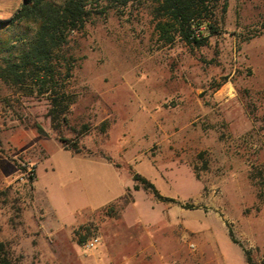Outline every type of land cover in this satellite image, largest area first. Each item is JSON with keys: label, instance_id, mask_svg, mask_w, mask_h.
Wrapping results in <instances>:
<instances>
[{"label": "rangeland", "instance_id": "374dc122", "mask_svg": "<svg viewBox=\"0 0 264 264\" xmlns=\"http://www.w3.org/2000/svg\"><path fill=\"white\" fill-rule=\"evenodd\" d=\"M26 1L0 0V21ZM155 7L94 9L68 38L60 131L45 98L0 81V243L14 264H145L149 234L166 264H202L206 236L225 245L229 230L264 262V0H229L222 34L194 50L159 41ZM135 174L173 201L134 190Z\"/></svg>", "mask_w": 264, "mask_h": 264}, {"label": "trees", "instance_id": "16d2710c", "mask_svg": "<svg viewBox=\"0 0 264 264\" xmlns=\"http://www.w3.org/2000/svg\"><path fill=\"white\" fill-rule=\"evenodd\" d=\"M143 0H65L57 5L51 0H28L9 21H0V81L14 90L34 95L37 93L49 102L47 117L53 129L60 131L68 124V113L73 102L61 81L63 72L70 67L60 65L68 38L81 32L90 20L93 10L104 14L107 9L123 10ZM229 0H154L156 32L166 45L180 42L190 49L208 45L210 39L220 36V17L227 10ZM106 3V7H102ZM18 30V31H17ZM22 30V33H18ZM107 123L102 125L106 132ZM40 128V127H39ZM87 131L88 128L84 127ZM41 130V129H40ZM83 135V133H79ZM66 151L82 153L77 142L60 137ZM134 190L142 188L159 201L172 202L162 197L155 186L139 174H135ZM113 212L114 207L109 208ZM233 243L240 245L229 230ZM86 237H79L85 244ZM244 251L246 264L256 263L251 253ZM0 264H14L7 245L0 243ZM260 264H264L260 263Z\"/></svg>", "mask_w": 264, "mask_h": 264}, {"label": "crops", "instance_id": "0c3cea01", "mask_svg": "<svg viewBox=\"0 0 264 264\" xmlns=\"http://www.w3.org/2000/svg\"><path fill=\"white\" fill-rule=\"evenodd\" d=\"M227 235L229 237V231ZM206 237L208 239L206 238L203 242L206 244V248L208 247L213 250L212 252L214 253V256L205 257L206 251L201 247V245H199V253L203 258L202 264H246L244 251L240 245L233 243L230 237L229 240L231 243L228 241L225 245H220L218 240L214 239L211 235ZM142 242V248L145 253L143 261L145 264H166L164 256L161 255V245L158 243L157 236L154 237V235L149 234L142 240ZM256 242L259 244L261 241L255 240V243ZM230 245L233 247L235 246L234 248L238 249V251L234 250L233 253H231L228 250H224L223 247L231 248ZM104 254L106 255V258L112 261L113 256L111 254V249H109L108 252L106 251Z\"/></svg>", "mask_w": 264, "mask_h": 264}, {"label": "built area", "instance_id": "2783aa9c", "mask_svg": "<svg viewBox=\"0 0 264 264\" xmlns=\"http://www.w3.org/2000/svg\"><path fill=\"white\" fill-rule=\"evenodd\" d=\"M99 244H100V238L93 237L86 243L85 247L91 250V249H95ZM263 261H264V256H263Z\"/></svg>", "mask_w": 264, "mask_h": 264}]
</instances>
